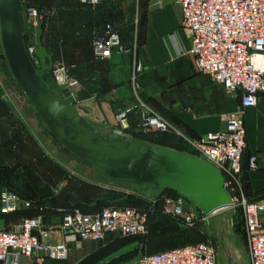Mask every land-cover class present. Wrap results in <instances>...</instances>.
Returning a JSON list of instances; mask_svg holds the SVG:
<instances>
[{"label":"built area","instance_id":"1","mask_svg":"<svg viewBox=\"0 0 264 264\" xmlns=\"http://www.w3.org/2000/svg\"><path fill=\"white\" fill-rule=\"evenodd\" d=\"M79 1L97 7L106 0ZM175 1L182 7V27L190 33V53L195 58L198 72L210 76L227 92L240 96L238 109L223 116V129L185 139L193 155L204 159L224 175L225 186L233 200L228 210L239 212L243 220L251 264H264V200L251 199L242 182L243 158L247 148L244 110L256 107L260 95L264 93V0ZM23 11L31 28H36L38 18L47 25L57 14L56 9L33 4H25ZM35 40L28 45L27 51L35 67L41 68L35 54ZM92 46L98 60L109 59L114 52L125 53L138 48L136 40L131 45L127 44L112 22L95 34ZM257 57L261 60L259 64ZM74 68L63 54L53 65L56 81L75 98L82 88V82L73 74ZM145 70L140 62L134 66L130 77L134 100L117 113L118 122L122 124L134 116L141 132H176L181 136L167 119L142 98L139 77ZM249 166L252 170L259 169V158L251 156ZM64 185L61 183L55 192L58 193ZM155 192L156 195L149 196L152 204L160 200L161 212L178 219L187 227L206 224L212 217L180 194L172 195L165 191L160 195ZM1 203L4 213L35 207L32 199L10 189L4 191ZM39 210L42 212L44 208L41 206ZM148 219V211L132 206H108L92 213L75 208L65 212L59 229L67 236V241L72 240L80 245L84 240L104 241L114 233L146 234ZM54 234L55 229L48 226L44 214L23 216L15 229L0 230V264H21L22 257L32 259L35 264H45L47 259L68 258L70 249L67 241H57ZM217 260L215 245L206 240L145 253L124 264H217Z\"/></svg>","mask_w":264,"mask_h":264},{"label":"crops","instance_id":"2","mask_svg":"<svg viewBox=\"0 0 264 264\" xmlns=\"http://www.w3.org/2000/svg\"><path fill=\"white\" fill-rule=\"evenodd\" d=\"M93 9L96 11V18L113 22L119 28L123 40L129 45L136 40L138 48L136 51L125 53L114 52L109 59L102 61L85 58L83 45L79 43L69 48L68 53L79 65L77 75L84 84L76 97L69 99L76 104L80 121L99 134L102 131L107 132L108 138L130 134L132 139H142L192 155L185 138H196L225 127L223 116L238 109L240 96L227 92L210 76L198 72L195 58L190 53L191 36L182 27L183 11L178 2L106 0ZM134 11L139 29L135 40L129 37L124 23V20L132 18ZM139 62L146 68L139 77L142 98L167 119L181 136L176 132L160 136L140 132L134 116L122 124L118 122L117 113L134 100L130 77L134 66ZM64 95L67 97V92ZM0 115H5L4 121L8 125L0 135V150H9L7 155L11 157L21 145L18 140H23L24 144L30 142L31 133L34 131L31 124V119L34 120L33 110L30 107L25 109L21 114L22 118L19 117L24 125L16 128L15 108L0 98ZM13 117L15 119L11 120ZM244 123L247 148L243 158L242 182L250 198L264 200V93L260 95L256 107L244 110ZM253 155L259 158L260 168L256 170L250 169L249 166ZM53 168L61 169L62 175L58 177V172H42L38 178L41 184L32 180L26 181L24 175L0 173V230L15 229L21 218L26 215L22 211L2 212V196L11 185L24 192L33 191V194L47 201L49 210L45 220L48 226L55 229L54 238L57 241H67V236L59 229V225L65 212L71 210V201L94 204L96 199H105L111 193L106 191V188H110L108 182L102 179L96 170H85L87 177L76 180L68 176L65 178L62 165L60 169L55 166ZM63 179L66 184L56 193L58 186L55 188V185ZM122 184L135 185L115 183L113 189L137 193L142 199L156 195L151 189L149 190L152 192H143L137 188L127 189L122 187ZM218 214L221 213L214 214L211 218ZM116 234L118 233L109 234L104 241L84 240L80 245L72 240L67 241L70 249L68 258L47 259L45 264H122L134 246H131L129 240ZM20 262L35 264L28 257H22Z\"/></svg>","mask_w":264,"mask_h":264},{"label":"water","instance_id":"3","mask_svg":"<svg viewBox=\"0 0 264 264\" xmlns=\"http://www.w3.org/2000/svg\"><path fill=\"white\" fill-rule=\"evenodd\" d=\"M44 20L37 19L36 68L26 51L31 26L21 0H0V31L10 69L51 133L108 183H130L157 191H175L204 214L225 213L232 206L224 175L195 155L142 139L107 138L77 117L76 104L53 90L42 73L52 72L54 55L44 44Z\"/></svg>","mask_w":264,"mask_h":264},{"label":"rangeland","instance_id":"4","mask_svg":"<svg viewBox=\"0 0 264 264\" xmlns=\"http://www.w3.org/2000/svg\"><path fill=\"white\" fill-rule=\"evenodd\" d=\"M22 1L25 4L69 7V9H65L63 7L60 8L62 14L60 16H53L49 24H44V33L47 35H44L43 41L45 39L46 41H48L50 34H54L57 36L58 34L65 32L66 30H68L70 24L74 22H77V25L79 22V18L84 17L85 8L83 10L82 8L78 9V5L76 4L77 0ZM93 11L95 12V10ZM93 11L90 13V15H93L92 18H95L96 14L93 13ZM135 15L136 13L134 11L131 19H128L127 21L124 20L125 28L129 34V37L134 40L138 37L137 35L139 32ZM68 20L70 21V24L68 23ZM89 31L90 30H88L87 28V34H89ZM35 33L36 28L32 27L27 37L29 44H31L35 40ZM53 49L57 52L56 46H54ZM60 56L61 55H59L58 57ZM133 71L134 68L132 72ZM48 73L50 74L45 73V78L50 88L56 91L64 90V93L67 92L68 94L67 98L73 99L74 97L71 92L67 88H64L62 85L58 84L54 77L53 70L52 72ZM83 85L84 84L82 82V87ZM0 98H2L3 101L9 102V104H11L13 108H15L17 114V116L15 117L17 120V123L15 122L16 128H20L22 125H24L22 119L20 120L19 117L22 118L21 114L25 112V109H28L30 107L31 110H33L34 116V120L31 119V124L34 131H32L33 133H31L32 137L29 142L30 144L28 143V141L26 144H24L23 140H21L20 142L18 138V143H20L21 145L17 148L18 151L16 150L17 152L14 154V156L11 157L7 155L9 154V150H0V173H12L19 176L24 175L26 181L32 180L40 182L41 184V181H39L38 178L40 177L42 172L48 171L51 174H56V172H58V177H60V175H62L60 165L63 166V173L65 175V178H67L66 176H68L70 178H75L76 180H79V178L81 179L83 177H87V173L85 170H94L92 166L86 164L73 153L68 151L66 147L48 129L47 125L40 117L37 110L16 81L10 69L5 54V49L2 43L1 31ZM4 116L5 115H0V135H2L4 133V130H6V128L8 127V125H6V122L4 121L6 119V117L4 118ZM15 118L13 117V119L11 120H14ZM100 134L104 137L109 136L105 131L100 132ZM120 136H124L128 140H133V136L130 134H128V136L120 134ZM115 137L112 136L110 138ZM53 166L57 168L59 167L60 170L54 169ZM61 183L66 184V181L64 179L59 180L55 185V188ZM121 186L127 189L137 188L138 190H141L143 192H152L149 189L142 188L137 185L122 184ZM7 189L14 191L11 188H6V190ZM77 203L80 202H77V200L71 201V205ZM187 228L188 227L180 221L172 222L168 220H161L155 226L150 228L146 234L143 235L122 236V234H116V236L124 237L126 240H129L132 243L131 246H134V249L129 251V253L127 254V260L122 264L137 259L139 256L145 253L157 252L169 247L180 246L185 243L197 242L203 239L209 240L215 245L218 254V264H251L248 253V245L245 237L246 235L243 228L242 218L239 212L229 210L225 213L218 214L215 217L211 218L206 224H201V231L189 230Z\"/></svg>","mask_w":264,"mask_h":264},{"label":"trees","instance_id":"5","mask_svg":"<svg viewBox=\"0 0 264 264\" xmlns=\"http://www.w3.org/2000/svg\"><path fill=\"white\" fill-rule=\"evenodd\" d=\"M22 1V0H21ZM76 4L78 5V9L82 10L85 8L84 10V17L83 18H79V22L76 25L77 22H74L72 24H70L71 19L68 20V23L70 24L68 30H66L65 32H62L60 34H58L57 36L54 34H50L48 41H46V39L44 40L45 45L48 47L49 51L54 55V61L57 59V57L61 54H63L67 60V62L71 65H74L75 68L73 69V74L77 75V70H78V62H75V60L72 58V55L69 54V48L75 44V43H79L80 45H83L82 50H83V54H85V58L89 59V60H98L95 58L94 56V52H93V46H92V42H93V38L95 36L96 33H99L102 31V29L104 28V26L111 21H105L103 19H98V18H92V16L90 15V13L94 10L93 6L86 4V3H82L79 0L76 1ZM25 3L22 1V10L24 9ZM41 7H46L48 9H56L58 16H60L62 14V11L60 8H65V9H69V7H58L55 5H48V6H44V5H38ZM60 6V5H59ZM93 13L96 14V11ZM97 15V14H96ZM87 16V17H85ZM67 23V24H68ZM87 28L89 31V34H87ZM93 30V31H92ZM44 35H47L44 33ZM28 38H26L25 40V46H26V51L28 48ZM54 46H56L57 52L53 49ZM87 46V47H86ZM85 47V49H84ZM89 47V48H88ZM28 53V51H27ZM30 59L32 60L33 64L34 61L33 59L30 57ZM100 61V60H99ZM35 66V65H34ZM45 73L50 74L48 72H44L42 73V76L44 78V80L46 81V76ZM47 82V81H46ZM168 133H163V134H153L154 136H160V135H166ZM69 151V150H68ZM89 185H93V186H97L91 183H88ZM115 183H108V187L110 188H106V191H110L111 193H109V197L105 198V199H96L94 204L91 203H86V204H82V203H77V204H72L71 205V210L78 208L81 211L85 212V213H92L98 210H101L105 207L108 206H132V207H136L140 210H144V211H148L149 212V219H148V230L150 228H152L153 226H155L159 221L161 220H168V221H172V222H177L179 221L176 218H173L171 216L165 215L161 212V201L159 200L157 202V204L153 205L151 200L149 198H140L138 197L137 193H128L125 191H121V190H117V189H113ZM102 188V186H100ZM11 189H13L14 191L20 193L21 195H23L24 197H27L29 199H32L34 201V208L29 209V210H21L22 212H25L26 215L25 216H32V215H37V214H47V211L49 210V206L46 200H43L41 197L33 194L32 192H24V190H21L20 188H16L15 186L11 185L10 186ZM104 188V187H103ZM166 193L168 194H172V195H176L178 193H176L175 191L172 190H167ZM61 195V193L59 194ZM252 199V198H251ZM133 203H132V201ZM137 204H135V203ZM43 207L44 210L41 212L39 210V207ZM20 212V211H19ZM36 213V214H34ZM187 229L189 230H197V231H201V224H197L194 227H188ZM201 241H206V239L197 241V242H189V243H185L183 245L180 246H184L186 244H191V243H198ZM175 247H179V246H174V247H169L166 249H171V248H175ZM163 249V250H166ZM162 251V250H160ZM153 253V252H151Z\"/></svg>","mask_w":264,"mask_h":264},{"label":"bare ground","instance_id":"6","mask_svg":"<svg viewBox=\"0 0 264 264\" xmlns=\"http://www.w3.org/2000/svg\"><path fill=\"white\" fill-rule=\"evenodd\" d=\"M256 62L259 64L261 62V60L257 57Z\"/></svg>","mask_w":264,"mask_h":264}]
</instances>
